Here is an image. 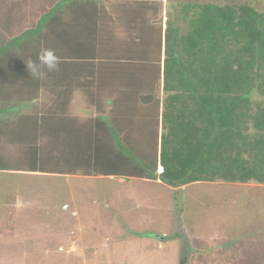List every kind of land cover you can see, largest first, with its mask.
<instances>
[{
    "label": "trees",
    "instance_id": "16d2710c",
    "mask_svg": "<svg viewBox=\"0 0 264 264\" xmlns=\"http://www.w3.org/2000/svg\"><path fill=\"white\" fill-rule=\"evenodd\" d=\"M194 4L188 32L169 14L165 29L161 22L135 25L126 41L87 17L71 45L54 49L70 61L61 87L50 82V109L66 112L74 90L87 89L108 125L98 119L68 130L55 117L39 137L32 134L30 171L156 177L174 186L216 180L264 185V9ZM15 56L0 61L2 102L31 100L41 84L25 66L18 73L5 69ZM111 88L118 94H102ZM37 120L22 116L0 128H20L23 139Z\"/></svg>",
    "mask_w": 264,
    "mask_h": 264
},
{
    "label": "rangeland",
    "instance_id": "374dc122",
    "mask_svg": "<svg viewBox=\"0 0 264 264\" xmlns=\"http://www.w3.org/2000/svg\"><path fill=\"white\" fill-rule=\"evenodd\" d=\"M204 2L250 3L264 9V0H172L168 2L172 21L188 32L194 3ZM40 22L39 29L45 31L48 21L41 18ZM150 23L147 18L141 21L142 26ZM42 37L48 40L51 34ZM130 37L129 31L124 32L126 41ZM42 40L21 51L18 41L1 45L3 59L12 53L10 49L19 50V58L4 63L5 69L18 73L29 60L36 61L33 57L43 48ZM59 58L58 70L39 77L45 82L33 90L38 94L42 87L47 102L42 97L32 104L0 101V127L28 114L38 117V124L24 131L23 139L20 128L16 132L0 128V264H180L184 255L187 264H264L263 184L216 180L174 186L156 177L29 170L32 134L39 137L56 117L50 109L55 95L48 88L50 82L59 86L64 64L70 61ZM59 90L55 94L62 96ZM104 90L106 96L118 94L117 89ZM90 95L87 89L73 94L69 111L97 115V102ZM43 148L44 156L47 149ZM157 172H161L159 165Z\"/></svg>",
    "mask_w": 264,
    "mask_h": 264
},
{
    "label": "crops",
    "instance_id": "0c3cea01",
    "mask_svg": "<svg viewBox=\"0 0 264 264\" xmlns=\"http://www.w3.org/2000/svg\"><path fill=\"white\" fill-rule=\"evenodd\" d=\"M169 1L172 0H0V46L7 43L8 40L18 41L21 44L16 45L21 51L31 49L39 38H43V43H41L43 48L48 44L53 46V49H63L64 46L71 45L77 39L81 28L87 27V17L96 20L97 26L103 28L106 33L108 32L107 34L117 38H124V32L126 34L128 31L130 34L135 32L134 26L136 25L138 28L141 21L146 18L152 23L155 20L164 19L162 25L165 29L167 19L170 18ZM56 4H59V7H55ZM41 18H44L46 22L48 21V23H44L45 31L39 30L43 27L42 22L38 23ZM81 21L86 23L80 28ZM97 26L95 28H98ZM46 33L51 34V38L48 40L42 37V34ZM24 36L27 39L23 41L21 37ZM10 50L13 56L19 51L16 48ZM2 59L1 57L0 61ZM38 79H40V83L44 84L45 81L42 78ZM40 88V93L35 92L34 96L36 97L28 100L29 102L32 101L31 104L41 97L44 101L47 100L48 97L43 93V88ZM77 92L74 90L73 93L77 94ZM67 108L65 113L62 109L58 110L59 114L56 113L59 124L63 125L62 129H74L73 124L95 125L98 119L100 125H108L105 118H100V115L106 116L107 114H102L98 108H96L97 115L91 114V112L73 113L69 111L70 107ZM33 115L34 113L25 115V117ZM54 119L49 120V122ZM92 120L95 121L92 122Z\"/></svg>",
    "mask_w": 264,
    "mask_h": 264
},
{
    "label": "clouds",
    "instance_id": "9594fccd",
    "mask_svg": "<svg viewBox=\"0 0 264 264\" xmlns=\"http://www.w3.org/2000/svg\"><path fill=\"white\" fill-rule=\"evenodd\" d=\"M26 65L30 75L39 78L44 76L46 72L57 71L60 65V58L54 49L41 48L40 52L38 53L37 60H29ZM159 168L161 169V172H159L160 174L163 171V167L159 165Z\"/></svg>",
    "mask_w": 264,
    "mask_h": 264
},
{
    "label": "water",
    "instance_id": "95a60500",
    "mask_svg": "<svg viewBox=\"0 0 264 264\" xmlns=\"http://www.w3.org/2000/svg\"><path fill=\"white\" fill-rule=\"evenodd\" d=\"M180 264H187V257L185 255L181 259Z\"/></svg>",
    "mask_w": 264,
    "mask_h": 264
},
{
    "label": "bare ground",
    "instance_id": "6f19581e",
    "mask_svg": "<svg viewBox=\"0 0 264 264\" xmlns=\"http://www.w3.org/2000/svg\"><path fill=\"white\" fill-rule=\"evenodd\" d=\"M36 230V229H35ZM34 231V230H33Z\"/></svg>",
    "mask_w": 264,
    "mask_h": 264
},
{
    "label": "flooded vegetation",
    "instance_id": "af4514ba",
    "mask_svg": "<svg viewBox=\"0 0 264 264\" xmlns=\"http://www.w3.org/2000/svg\"><path fill=\"white\" fill-rule=\"evenodd\" d=\"M186 256V255H185Z\"/></svg>",
    "mask_w": 264,
    "mask_h": 264
}]
</instances>
